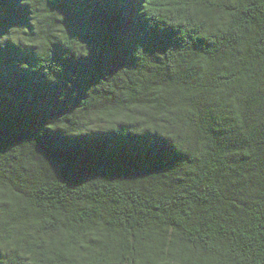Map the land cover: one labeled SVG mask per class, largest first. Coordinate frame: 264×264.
Wrapping results in <instances>:
<instances>
[{
	"label": "trees",
	"instance_id": "16d2710c",
	"mask_svg": "<svg viewBox=\"0 0 264 264\" xmlns=\"http://www.w3.org/2000/svg\"><path fill=\"white\" fill-rule=\"evenodd\" d=\"M178 2L0 0L5 264H264V0Z\"/></svg>",
	"mask_w": 264,
	"mask_h": 264
},
{
	"label": "clouds",
	"instance_id": "9594fccd",
	"mask_svg": "<svg viewBox=\"0 0 264 264\" xmlns=\"http://www.w3.org/2000/svg\"><path fill=\"white\" fill-rule=\"evenodd\" d=\"M22 5H29L31 0H20ZM211 3L214 7H219L217 0H211ZM141 5H144L143 8H139L138 15L141 12H144L148 15L156 16L157 18L168 19L169 22H177L175 17L178 15H187L188 12L185 11V8H190L191 6H186L182 3H179L178 0H141ZM212 9H208V14H211ZM217 16L226 15L223 13L222 9L217 12ZM221 25H217L220 27ZM8 40H14L15 37H22V33L16 30V27L13 26L8 30ZM5 35L0 36V46L5 42ZM23 205L21 204V207ZM32 211V210H29ZM55 215V213H53ZM40 223L34 221L31 217L28 219H23L19 208L14 205L12 209H5L0 207V240H3L4 243L0 244V264H5L4 253H7L11 258H15L16 249L19 248V244L10 243L11 240L16 238H22L24 234L31 232L29 225L32 223ZM90 221H85L84 224H72L70 221L65 222L66 228H68L72 233V239L77 243V246L83 245L85 251H95L98 247L103 248L104 245H92L89 243L93 237L89 235L86 224ZM57 227H59L57 225ZM17 229H20L21 232L18 234ZM209 250H214V253L226 257L225 264H239V260L243 257L240 256L238 252L232 253L231 250L227 249L223 244L219 247L216 244H211ZM137 251H140L139 247ZM23 254V253H21Z\"/></svg>",
	"mask_w": 264,
	"mask_h": 264
}]
</instances>
